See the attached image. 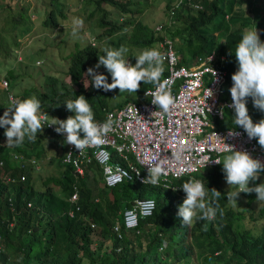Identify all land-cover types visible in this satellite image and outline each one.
I'll list each match as a JSON object with an SVG mask.
<instances>
[{"label": "trees", "instance_id": "1", "mask_svg": "<svg viewBox=\"0 0 264 264\" xmlns=\"http://www.w3.org/2000/svg\"><path fill=\"white\" fill-rule=\"evenodd\" d=\"M48 1L54 9L44 15L41 23L44 27L55 28L57 18L65 17L61 9L63 5L59 0ZM78 1L93 6V9L89 6V15L98 12L96 25L104 26L105 29L97 37L115 34L106 40L111 48L151 46L161 40L162 35H166L173 42L181 63L191 61L196 56L213 53L214 62L225 71L228 90L231 87V75L238 65L235 55L230 54V51H235L246 32L245 27L252 23L246 15L245 3L241 0H182L171 15V22L163 24L161 34L131 16L142 9L143 2L136 3L137 7L134 8L133 0ZM192 1L198 2L201 8L194 9L190 5ZM247 5L254 15L253 23L259 28V36L264 37V3L263 7L255 3ZM109 6L114 7L113 12L109 10ZM80 9H84V6ZM165 9H168V5ZM22 16L23 14L18 13L12 21L17 24ZM102 50L87 43L79 45L75 42L66 68L69 80L67 87L57 95L53 92V78H49L46 86L52 97L44 101L40 95L38 99L42 114L50 113L51 117L58 119L73 115L65 108L64 103L80 95L88 100L95 119H101L103 110L109 107L119 106L127 101L146 100L143 91L152 84L141 82L136 93H120L119 89L105 91L92 86L91 76L87 73L89 68L105 75L107 82L111 83V76L106 69L103 66L95 67L98 56L103 55ZM220 56L222 59H219ZM166 73L165 68L162 76ZM6 79L10 80L8 77ZM116 96L120 99L113 98ZM15 98L21 101L24 97L19 95ZM247 100L250 101L248 114L252 121L255 123L264 118V113L253 106L251 98ZM4 109L5 106L0 102V116ZM234 115L233 109L225 108L223 118L216 121L217 126L241 128L234 123ZM43 128L34 143L26 138L18 147L6 146L5 130L0 128V264H81L82 260H86L87 264H198V260L202 264H264V225L258 230L236 227L237 222L245 220L244 212L250 211L256 194L242 193L246 198L245 206L239 210L233 208V201L227 200L224 195L229 191L222 164L195 173L196 178L193 179L202 181L206 189L215 188L221 193L218 203L223 215L218 211L215 220L197 219L192 226L184 224L177 216L178 206L182 204L183 198L176 196L169 187L141 184L134 179L108 188L102 186L104 190H100L98 194H92L85 180L79 179L75 204L78 210L69 217L68 197L73 192L75 176L72 166L61 162V156H52L50 159V163H55L57 175L45 177L40 189H35L28 170L22 171L23 181L4 180L5 175L12 173V176L18 177L21 173L9 159V151L19 152L25 157H39L43 152V142L54 143L53 132ZM56 146L62 149V139H59ZM227 154L229 153L224 156ZM89 166L100 172L93 161L88 169ZM86 176L87 171L84 170L83 179ZM189 176L171 179L170 184L174 182L181 187L189 181ZM259 178L262 180L250 181L249 186L264 183V172L260 173ZM148 189L155 190L152 214L138 220L137 226L130 230L124 229L120 223L121 236L117 238L112 231V224L121 222L120 212L136 198H144ZM208 197H211V192H208ZM248 216L251 221L264 218V202L256 212L257 217H253L251 212ZM8 222H12L11 227L7 226ZM94 231L96 237L93 241L91 236ZM141 237H145L144 245ZM92 243H96L94 248L90 247ZM192 256L196 259L194 263L190 259Z\"/></svg>", "mask_w": 264, "mask_h": 264}, {"label": "clouds", "instance_id": "2", "mask_svg": "<svg viewBox=\"0 0 264 264\" xmlns=\"http://www.w3.org/2000/svg\"><path fill=\"white\" fill-rule=\"evenodd\" d=\"M137 1L140 2L141 0ZM162 1L164 2V6L168 5V9L164 10V13L167 11L165 13L166 21L164 23L169 24L171 22V15L174 9L182 3V0H176L174 4H169L173 0H167V2L165 0ZM241 2L245 3L246 15L252 20V23L245 27L246 32L242 35V39L236 46L235 51H230V54L235 55L238 67L237 70L231 75L232 84L229 90L227 88L225 75V91L223 96L221 97V100H232V108L227 109L234 110V123L237 127L241 128H231L243 130L250 140L253 139V142L257 146H259L261 149H264V118L255 123L252 121L251 117L248 114V112H250V101L247 100V98L250 97L253 106L260 112L264 113V37L259 36V28L256 24L253 23L254 15L250 11V7L247 5V3H255V5L263 7L264 0H241ZM190 5L194 9L201 8V5L196 1H192ZM141 6L142 5H140V7ZM164 23H159V25L154 26L152 29L161 34L162 26ZM73 24L76 27L73 28L72 34L75 36L77 33V27L82 26L83 21L80 19H76L73 21ZM165 41L170 42L172 51L177 57V65H192L194 58L191 61H187L186 63H181L179 56L174 50L173 42L169 38H167L166 35H162V39L155 42V45L157 44V46L142 50V52L135 57L136 60L133 59V62H128V59L125 58V54L128 52L129 46L128 49L125 48L126 46H121L119 49L105 47L102 50L103 55L98 56V62L95 67L99 68L103 66L111 76V83L107 82V77L105 75L98 74L92 68H89L87 70V73L89 76H91L92 86L97 89L102 88L105 91L119 89L120 93H136L141 86V82L152 84L155 86V91L151 93V103L155 105L156 108H159L162 114H169L173 109L177 107V103L176 98L171 94L172 81L170 79L161 81V78L167 74L166 73L162 76L164 71L163 65L165 66L167 71V65L165 62H163L165 56L162 54L163 52H165ZM219 59H222V57L220 56ZM214 64L218 66L215 62ZM214 75H216L215 72ZM0 87L6 91L8 86L6 84V87H3L2 85H0ZM6 94L7 98L8 95L12 97L10 93L6 92ZM211 95L212 92L208 89L207 97ZM14 99L16 100V98ZM64 105L69 112L73 113V115L68 116L64 120L55 117H51V120H48L49 116L47 115V113L43 114V120H48L50 122L47 125H55V131L58 134H66L64 143L73 145L79 151V154L88 147L100 146L105 143L107 134L113 131L114 122L111 118L107 119L103 123L96 122L97 119L94 118L92 107L83 95L76 96L74 100H67ZM7 107L8 99L5 105L4 113L0 116V128L5 129L4 136L6 137V146L18 147L23 144L26 138L28 141L34 142L37 139V134L42 131V128L44 126L40 114V101L33 96L21 101H13L12 104L8 108ZM115 107L118 106H113L111 108L109 107L108 109L103 110L102 117L105 111H108ZM221 115L223 117L222 112ZM216 128L226 129L219 128L217 124ZM53 135L58 139V141L59 139H63L61 136H57L54 133ZM228 135L231 137L238 135V133L229 131ZM255 139L257 142L255 141ZM225 146L227 151L225 153L229 154L225 155L222 161L220 158L221 154L218 156L219 159L213 160L210 157L205 158V165L209 161L214 162L215 165L201 167L195 171L188 173H179L178 171H175L172 174H167L165 166L159 161L157 155L153 154L150 156H146L144 165H147V173H142L144 179L142 180L141 184H150L153 186H161L166 188L169 187V189L172 190L176 196L183 198L184 200L182 204L178 206L177 216L180 217L181 221L188 226H192L197 219L206 221L215 220L218 211L220 212L221 216L223 215V210L220 209V205L218 203V200L222 195L215 188H212L211 190H209L208 188L206 189L205 184L197 179H191L183 183L181 187L178 184H172L173 182L170 184L171 179H179L180 177L185 175H193L200 172L202 169L211 168L222 164L224 178L228 187L235 189L234 191H229L228 193L224 194L226 195L227 200L236 202L240 193H255L256 200L264 202V183L256 184L255 186L251 187L249 186L250 181H256L259 178L260 173L264 172V163H262L258 159L252 158L251 155L246 151L235 150L234 146L228 144H225ZM184 150L185 149L182 146L174 152L173 155L177 160H179L180 154ZM12 153L19 152L9 151V159L13 161L14 164H19V162L11 157ZM61 155L62 152L60 153V156ZM66 155L68 158L66 162H72V153L69 152ZM23 157L25 159H36L35 157L31 156ZM111 157L114 158V160L116 159L114 154H112ZM92 161L95 162L94 159H91L89 163H91ZM1 164L2 161H0V165ZM20 174L24 175V173ZM165 174H167L165 176L166 179L164 181L160 180V177ZM5 176L6 178H4V180L6 181H10L12 179L10 175ZM7 177H9V179H7ZM160 182H162L163 185H161ZM102 185L104 187H107L105 186L103 181ZM208 192H211L210 198L208 197ZM139 199L153 200V198L151 197ZM132 204L129 207L124 208L120 212L121 222L118 223L119 231L121 228V224L122 226L124 225L122 213L126 209H132ZM154 207V200L148 201L146 204H142V212H149L151 209L152 210L149 214H146L144 216H141L137 210V223L138 220L150 216L154 210ZM137 223L135 227L137 226ZM204 227L206 229L207 226L205 225ZM123 228L126 230L132 229V227L125 228L124 226ZM163 244L165 245V243ZM116 250L118 251L119 248H116Z\"/></svg>", "mask_w": 264, "mask_h": 264}, {"label": "built area", "instance_id": "3", "mask_svg": "<svg viewBox=\"0 0 264 264\" xmlns=\"http://www.w3.org/2000/svg\"><path fill=\"white\" fill-rule=\"evenodd\" d=\"M164 45L165 52L162 54L165 56L163 62L167 65V74L161 81L165 79L172 81L171 94L176 98L177 107L169 114H162L161 110L151 103V93L155 91V86L152 85L143 91L146 100L127 101L105 111L102 119H97L96 122L103 123L111 118L114 124L113 131L107 134L103 145L88 147L79 154L73 145L65 143L61 162L72 166L75 177L83 176L85 165L94 159L100 165L105 186L111 187L123 180L133 179L142 183L144 179L142 173H147L145 157L153 154L163 163L167 174L175 171L188 173L201 167L215 165L212 161L205 165V158L219 159L220 154L227 152L225 144L234 146L235 150L246 151L252 158L264 163V149L257 146L253 139L250 140L243 130L216 128V121L223 118L221 112L223 113L224 108H232V100H221L225 91V72L214 64V55L195 57L192 65H177V57L170 42L165 41ZM6 84L5 80H1L3 87H6ZM208 89L212 92L209 97ZM7 99L8 107L16 101L10 95ZM40 114L43 127L61 136L65 141L66 134H58L55 131L56 126L47 125L50 122L43 120V114ZM229 131H234L238 135L230 137ZM182 146L185 150L177 160L173 154ZM69 152L72 153V162H66L68 159L66 154ZM112 154L116 159L110 162ZM11 157L19 162L20 166L26 160L32 166V170H38V161L34 158L25 159L19 153H12ZM167 174L162 175L160 180L164 181ZM23 180L24 175L20 174L19 181ZM160 184L163 185L162 182ZM72 188L73 192L68 198L70 207L67 210L70 217L78 210L75 205L77 189L74 185ZM148 201L153 200L135 199L132 209L123 211L125 228L135 227L137 210L141 216L151 212L152 209L149 212L141 211V205ZM11 225L9 222L8 227ZM112 231L120 237L118 224H112Z\"/></svg>", "mask_w": 264, "mask_h": 264}, {"label": "rangeland", "instance_id": "4", "mask_svg": "<svg viewBox=\"0 0 264 264\" xmlns=\"http://www.w3.org/2000/svg\"><path fill=\"white\" fill-rule=\"evenodd\" d=\"M133 1L135 3L133 5L134 8L137 7L136 3L143 2L144 6L139 12L131 16L141 21L147 27H151L152 29L154 26L159 25V23L166 21V14L164 13L165 6L162 0ZM59 2L63 5L61 9L65 17L64 19L57 18V26L55 28H49L44 27L41 23L44 15L49 10L54 9L52 4L49 5L50 2L48 0H0V80L4 79L8 86L6 91L0 87V102L2 105L5 106L7 102L6 92L10 93L14 98L19 95L23 96V100L33 96L39 99L40 95H42V99L48 101L52 97L49 88L46 86L50 77L53 78V92L57 93V95L63 93L69 81L66 75L68 58L75 42H78L79 45L87 43L98 49H104L105 47L111 48L107 45L106 40L112 38L115 34L100 38L97 37V34L102 32L105 27H98L96 25L98 12L95 11L92 15H89L88 11L90 9L89 6H92L91 4L87 5L86 2L84 4L82 2L79 3L78 0H59ZM175 2L176 0H173L169 4H174ZM83 6L85 11L84 9H80ZM91 9H93V6ZM109 10L113 12L114 7L109 6ZM18 13L23 14L22 20L15 24L12 18L16 17ZM76 19L82 20L83 24L77 27V33L74 36L72 33L73 28L76 26L73 24V21ZM22 32L24 33L22 34ZM155 46H157L155 43L151 46L141 48L129 46L125 58L128 59V62H133V59L136 60L135 57L142 50ZM163 68L165 69L164 65ZM6 77L10 80L7 81ZM113 98L120 99L117 96ZM57 106L60 107L61 105ZM1 113H4V111L2 110ZM48 116V120H51L50 113ZM57 142L59 141L55 137L54 143L47 144L43 142L41 144L43 152L39 154V157H35L38 161L37 171L32 170V166L26 160L22 162V166L15 164L21 170V173L24 170H28L31 173L30 175L35 189L42 188V180L45 177L57 175L55 163H50V159L52 156L55 158L60 157V153L65 148L64 139H62V149L56 146ZM223 157L224 154H221L220 158L223 159ZM128 158L130 159V157ZM113 160L114 158L110 162ZM89 164H86L84 167L87 171V176L84 179V175L82 177H75L74 186L78 190V180H85L86 186L90 188L92 194H98L103 189L101 188L103 186L101 168L100 165L95 163L100 172L92 168V166H89L90 169H88ZM10 176L12 178L10 181H19L17 175L12 176V173H10ZM4 178L6 176H3ZM193 178H196L195 174L190 175L188 180ZM258 180L261 181L262 179L258 178ZM122 182H127V180H123ZM226 188L228 191L235 190L234 188L228 187V185ZM143 196L152 198L155 196V190L148 189ZM245 201L246 198L240 193L236 202L231 203V206L238 210L242 209L245 206ZM261 204L262 202L256 199L252 201L250 211L244 212L245 220L237 222L236 227L241 228L244 226L245 228L258 230L264 225V218H257L255 221H251L248 216L251 212L253 217H257L256 212ZM95 237L96 233L94 231L91 236L93 241ZM144 239L145 237H141L142 245H144ZM95 244L92 243L90 247L94 248ZM106 244H109V242ZM190 259L193 263L196 262L194 256ZM197 262L198 264H202L199 260ZM81 264H87L86 260H82Z\"/></svg>", "mask_w": 264, "mask_h": 264}]
</instances>
